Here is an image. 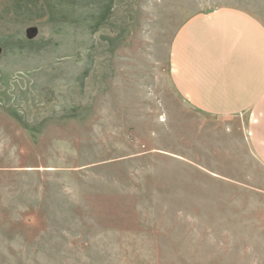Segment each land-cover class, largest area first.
I'll return each mask as SVG.
<instances>
[{
	"label": "rangeland",
	"instance_id": "374dc122",
	"mask_svg": "<svg viewBox=\"0 0 264 264\" xmlns=\"http://www.w3.org/2000/svg\"><path fill=\"white\" fill-rule=\"evenodd\" d=\"M228 2L264 23V0H0V264H264L253 162L175 129L159 65L184 14Z\"/></svg>",
	"mask_w": 264,
	"mask_h": 264
},
{
	"label": "crops",
	"instance_id": "0c3cea01",
	"mask_svg": "<svg viewBox=\"0 0 264 264\" xmlns=\"http://www.w3.org/2000/svg\"><path fill=\"white\" fill-rule=\"evenodd\" d=\"M159 65L165 68V108L175 129L177 123L193 130L189 140L194 136L231 138L233 147L242 148V159L253 162L242 172L254 177L255 195H263V21L253 10L234 2L188 12L175 25ZM166 91L173 94L172 100L166 98ZM168 135L177 143L187 140L179 134ZM164 140L160 136L159 142ZM157 152L194 173L206 172L232 182L222 172L206 168L200 162V151L161 148ZM241 185L247 186L245 182Z\"/></svg>",
	"mask_w": 264,
	"mask_h": 264
}]
</instances>
